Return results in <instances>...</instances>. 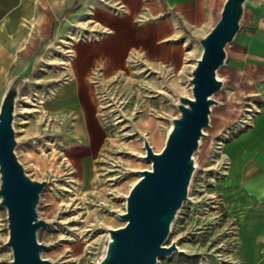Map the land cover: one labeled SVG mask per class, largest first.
<instances>
[{
	"label": "rangeland",
	"instance_id": "374dc122",
	"mask_svg": "<svg viewBox=\"0 0 264 264\" xmlns=\"http://www.w3.org/2000/svg\"><path fill=\"white\" fill-rule=\"evenodd\" d=\"M212 25L189 32L180 70L160 74L144 71L135 62L130 75L98 86L94 113L101 123L89 124L88 129L101 131L87 140L75 136L71 115H54L46 109V103L54 99L63 59H41L34 75L25 81L15 107L16 153L31 178L47 182L37 210L50 225L38 230L37 239L46 246L41 256L51 264H96L105 248L107 229L125 224L119 216L125 211V197L139 178L137 171L151 167L141 158L143 138L155 152L163 148L170 119L179 115L177 97L192 96L189 78L201 53L198 35ZM226 65L219 68V77ZM215 99L219 104L212 106L210 126L204 129L195 153L190 200L180 208L165 243L175 241L179 251L160 257L157 264H209L234 250L235 237L224 206L209 190L214 177L223 174L210 167L218 162L211 145L243 117L246 102L224 89ZM7 237L6 210L0 207V264H10L12 258L5 245Z\"/></svg>",
	"mask_w": 264,
	"mask_h": 264
},
{
	"label": "crops",
	"instance_id": "0c3cea01",
	"mask_svg": "<svg viewBox=\"0 0 264 264\" xmlns=\"http://www.w3.org/2000/svg\"><path fill=\"white\" fill-rule=\"evenodd\" d=\"M223 2L0 0V104L12 78L27 73L22 88L41 59H63L46 109L71 115L75 136L90 139L101 131L88 129L101 123L96 88L130 75L135 62L160 74L180 70L189 32L211 26ZM234 39L219 78L225 93L246 105L243 117L211 145L218 162L210 167L223 174L209 190L224 206L235 244L228 257L209 264H264V0H247Z\"/></svg>",
	"mask_w": 264,
	"mask_h": 264
},
{
	"label": "water",
	"instance_id": "95a60500",
	"mask_svg": "<svg viewBox=\"0 0 264 264\" xmlns=\"http://www.w3.org/2000/svg\"><path fill=\"white\" fill-rule=\"evenodd\" d=\"M247 0H224L210 30L198 38L200 56L190 70L192 97L179 95V115L170 119L163 148L154 152L143 138L141 158L149 169L138 170L139 178L125 197V211L119 216L123 226L107 229L102 256L96 264H157L162 256L179 249L175 241L166 245L171 226L185 201L196 170L204 129L210 126L212 106L219 104L215 94L224 81L218 70L227 59V47L240 31ZM27 73L7 84L0 104V207L6 210L10 264H51L41 256L45 245L37 232L50 222L39 216L37 207L46 181L31 178L20 162L16 147L14 118L16 101Z\"/></svg>",
	"mask_w": 264,
	"mask_h": 264
},
{
	"label": "bare ground",
	"instance_id": "6f19581e",
	"mask_svg": "<svg viewBox=\"0 0 264 264\" xmlns=\"http://www.w3.org/2000/svg\"><path fill=\"white\" fill-rule=\"evenodd\" d=\"M192 97V96H191ZM154 151V150H153ZM155 152V151H154Z\"/></svg>",
	"mask_w": 264,
	"mask_h": 264
}]
</instances>
